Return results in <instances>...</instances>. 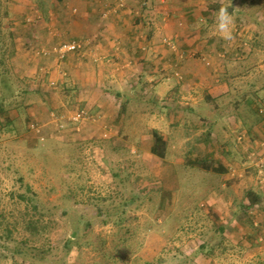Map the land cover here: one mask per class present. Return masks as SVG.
Segmentation results:
<instances>
[{"label":"crops","instance_id":"crops-1","mask_svg":"<svg viewBox=\"0 0 264 264\" xmlns=\"http://www.w3.org/2000/svg\"><path fill=\"white\" fill-rule=\"evenodd\" d=\"M237 1L62 0L76 6L73 11L77 14L70 20L55 10L50 18L55 15L56 24L51 26L5 28L13 49L8 55L10 71L27 91L23 92L25 108H10L11 123L1 127L0 122L1 136L17 138L22 124L35 120L42 124V137L34 130V135L30 133L33 138L38 136L34 143L39 145L43 139L60 138L53 130L64 124L67 139L82 141L103 135L114 136L116 143L117 137H122L128 145H148V154L160 160L151 152L153 130L163 133L168 156L171 146L188 145L195 137L201 139L198 145L202 150L186 149L181 157L183 166L198 168L185 163L191 160L222 164L227 170L219 173L222 177L228 182L239 181L243 187L257 185L264 199V118L254 119L241 107L248 102L241 93L252 96L264 86L260 84L264 72L255 70L264 59L257 64L254 60L264 56V42L252 39L263 30L264 5L252 11L245 6L247 0ZM228 2L238 6L233 8ZM221 5L230 8L235 37L229 46L232 53L221 59L223 68L215 78L211 73L214 61L207 68L191 50L214 56L217 46L226 45L222 38L216 39L214 14ZM64 36L81 40L83 49L59 57L54 49ZM166 36L177 49L163 42ZM222 100H226L223 105ZM231 107L234 110L228 113ZM79 110L89 117L73 120ZM127 129L135 131L126 133ZM254 158L260 160L257 165L262 162L257 180L249 176V160ZM176 168L168 165L172 172ZM256 206L248 208L256 214L253 221L257 227L238 236L233 249L235 254L238 245L243 249L242 264H264V216L256 213ZM232 207L236 209V204Z\"/></svg>","mask_w":264,"mask_h":264},{"label":"rangeland","instance_id":"rangeland-1","mask_svg":"<svg viewBox=\"0 0 264 264\" xmlns=\"http://www.w3.org/2000/svg\"><path fill=\"white\" fill-rule=\"evenodd\" d=\"M236 2L228 4L236 8ZM244 3L253 11L261 9L264 0ZM75 7L58 0H0V16H6L0 33L8 39L7 27L38 30L56 24L55 15L50 18L55 10L70 20L77 14ZM166 38L172 40L166 36L163 42ZM216 39L221 37L216 35ZM252 39L264 42V27ZM224 41L226 45L217 46L214 56L191 50L207 68L214 61L211 73L215 78L223 68L221 59L232 53V40ZM255 58L256 62L251 56L250 62L257 64L264 56ZM255 70L263 73L264 64ZM262 89L252 96L241 93L248 101L241 106L244 114L250 112L257 120L264 118ZM233 110L229 108L228 113ZM32 124L35 120L22 124L17 138L0 134V264H208V260L209 264H242L240 245L233 253L236 239L256 226V214L248 208L252 198L258 194L256 213L263 216L264 199L257 185L243 187L217 172L183 166L186 149L202 150L201 139L193 137L188 145L171 146L169 156L160 160L148 154V145H128L122 137L116 143L114 136L103 135L67 139L63 136L66 126L59 124L53 132L60 138L35 145V138L42 137V124H38L39 131ZM32 130L37 137H32ZM258 161L249 160L250 177L258 174L262 165ZM169 164L177 168L172 172ZM28 218L40 220L38 234L26 230Z\"/></svg>","mask_w":264,"mask_h":264},{"label":"trees","instance_id":"trees-1","mask_svg":"<svg viewBox=\"0 0 264 264\" xmlns=\"http://www.w3.org/2000/svg\"><path fill=\"white\" fill-rule=\"evenodd\" d=\"M58 1H62V0H58ZM255 1H258V0H255ZM5 17L6 16H4V15L0 16V32L1 33H2L1 28H2V25L4 24ZM1 33H0V37L2 38V40H0V55H1L0 56L1 57L0 58L1 59V64H0V114H3V116L1 118L6 119V122L10 124L12 119H10V117H8L7 111L10 108H16L18 110L19 109L22 110L25 108L26 105H25L24 101L26 100V98H25L26 95L24 96L23 92L26 89L23 86H21V84H20L21 82H19L17 80V77L11 73L10 68H9V64L6 63V61L8 62V58H9L8 55L11 56L13 54V49H12V46H10V48H9L10 43L8 41L11 39L5 38V36H3ZM74 40L75 41H81L78 39H70L68 41H74ZM5 63H6V67H5ZM17 89L19 91H17ZM7 97H9V98H7ZM5 98H7V99H5ZM1 124H2V126H5L3 122ZM35 124H37V123H35ZM153 138H154V142H153V145L151 147V152L154 155H157L158 157H160L161 159H166L168 156V142L165 139L163 133L161 131L155 129V130H153ZM188 163L192 164L193 166H197L198 168L205 169L207 171H212V172H217V173H224L227 171L226 168L222 164L214 165V164H210V163H207L205 161H202V160H193V161L191 160ZM254 192L255 191H252L251 194ZM22 197H24V196H22ZM258 197H259L258 194H256L252 198L249 206H253L254 204L258 203L260 200ZM39 221L40 220H38V219L35 220L33 218L25 219L24 222H25L26 230L30 231L32 233V235L38 234L40 232V230L38 228V222ZM198 251L199 250H197L196 253Z\"/></svg>","mask_w":264,"mask_h":264},{"label":"built area","instance_id":"built-area-1","mask_svg":"<svg viewBox=\"0 0 264 264\" xmlns=\"http://www.w3.org/2000/svg\"><path fill=\"white\" fill-rule=\"evenodd\" d=\"M120 5H123V3H120ZM165 42L168 43L171 48L177 49V45L173 40L165 39ZM84 43L82 41H63L59 43L54 51L59 57H64L67 53L69 52H74V51H80L83 49ZM44 53H48L46 50H44ZM89 115L85 110H79L73 117L72 119L75 121H80L83 119H87ZM33 129L39 131V126L38 124H32L31 126ZM64 124H60V128H63ZM107 136V134H106Z\"/></svg>","mask_w":264,"mask_h":264},{"label":"clouds","instance_id":"clouds-1","mask_svg":"<svg viewBox=\"0 0 264 264\" xmlns=\"http://www.w3.org/2000/svg\"><path fill=\"white\" fill-rule=\"evenodd\" d=\"M215 31L222 39L231 41L233 39V16L229 12V6L221 5L214 14Z\"/></svg>","mask_w":264,"mask_h":264}]
</instances>
